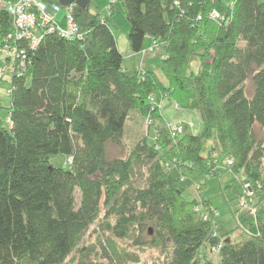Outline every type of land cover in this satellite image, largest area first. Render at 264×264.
Returning <instances> with one entry per match:
<instances>
[{"label":"trees","instance_id":"16d2710c","mask_svg":"<svg viewBox=\"0 0 264 264\" xmlns=\"http://www.w3.org/2000/svg\"><path fill=\"white\" fill-rule=\"evenodd\" d=\"M117 1L132 53L147 48L146 38L163 45L162 79L149 69L127 73L108 17L89 4L74 6L80 38L46 34L26 53V73L1 81L12 91L4 108L12 126L0 119V264H64L102 211L98 225L118 260L128 257L125 241L166 248L167 264H264V0ZM11 29L0 9V40ZM164 97L199 114L198 134L169 137L149 104ZM133 113L152 119L148 134L125 157H108V146L124 148ZM213 137L219 153L211 147L204 156ZM58 155L70 160L66 169L50 162ZM223 166L249 183L257 205L254 236L239 231L236 242L212 237L198 202L183 196L185 185L204 190Z\"/></svg>","mask_w":264,"mask_h":264},{"label":"rangeland","instance_id":"374dc122","mask_svg":"<svg viewBox=\"0 0 264 264\" xmlns=\"http://www.w3.org/2000/svg\"><path fill=\"white\" fill-rule=\"evenodd\" d=\"M112 1L113 0H91L89 8L92 12H100L103 16L108 17L110 30H112L113 37L118 43V51L124 54L122 63H124L127 73L131 74L134 65V59L133 57L127 58L128 54H132L127 40L129 25L127 19L125 18L124 10L123 7H121L120 2L117 1L116 3H112ZM5 8L6 5L0 3V9ZM54 21L64 28L66 24L64 10L59 12L54 17ZM162 49L163 45L159 44L158 46L156 45L154 47L153 52L146 51L144 55L141 53L137 54V56H135L136 68L143 70L145 67H147V69L154 71V73H157L162 79L161 73L159 72L160 63L158 62L159 55L163 53ZM198 67V60L192 59L190 71L197 73ZM29 76V74L26 76L27 82L30 80ZM1 81L2 80L0 79V83ZM6 86L7 84L5 83H1L0 85L1 102L3 106V108H0V119L5 122L7 120V113L4 108L9 105V100L5 95ZM251 90V81L247 79L245 91L250 94L252 92ZM160 106L162 107L160 110V116L163 118L162 124L164 128H166L167 125L170 127L171 125L179 123L181 124V127L186 129L187 133L198 134L200 132L201 117L197 112L188 111L181 107L179 108L170 99H166V97L160 100ZM128 119L129 120L125 124V132L122 138L124 148L122 149L121 147L115 145L108 146L106 151L108 157H125L126 154L131 152L137 143H141L142 138L148 134L149 126L146 125L147 120L144 121V119H141L136 113L131 114ZM183 122L185 125H183ZM151 130L152 131L149 133L148 137L153 139L154 132H156V130ZM255 131L256 135L260 138L261 136L259 128L256 127ZM211 147L217 154L219 153L218 143L214 137L211 140L205 142V147L202 154L205 156L207 149L211 150L213 153ZM50 162L57 168L62 167L66 169V164H69L70 160H68L65 156L58 155L50 156ZM225 168L226 166L218 168L216 171L217 175L210 176L207 179V186L202 191H199L198 189V187L201 188V184H195V186L185 185L183 196H185L186 200L188 201L196 200L197 202H201L203 199H208L211 205L218 211V218L215 219L214 230L219 234H227L229 239L236 242L238 241L237 237L239 231L241 233V227H239L238 222L241 225L246 226L243 221L246 217H249L250 219V216H248V213L246 214V212L242 211L237 214V211L240 210L239 206L237 205V197L241 195V182H244V179L241 176L234 175L229 170L226 171ZM171 174H174L173 170ZM76 198H78L77 193ZM103 215L104 211H102L95 220V224L84 232V236L81 238L78 248L69 256L64 264H167L166 248H133L131 243L125 241L119 242V244L122 245V249L125 250L124 253H126L128 257L125 258L124 256H121L119 261L118 258H116V255L111 254L109 245L106 244L107 234L102 233L98 225V223H100V219L103 218ZM253 223L254 221L251 222L250 226H254ZM236 227L238 228L235 229ZM122 249H120L118 252L122 253Z\"/></svg>","mask_w":264,"mask_h":264},{"label":"built area","instance_id":"2783aa9c","mask_svg":"<svg viewBox=\"0 0 264 264\" xmlns=\"http://www.w3.org/2000/svg\"><path fill=\"white\" fill-rule=\"evenodd\" d=\"M116 2L117 0L112 1V3ZM0 3L6 5V8L2 10L9 14L10 23L12 25V29L8 35L0 40L1 80L5 78L11 80V77L21 78V76L26 73L28 68L27 66L29 65L26 53L36 49L46 34L56 33L60 38H65L68 40H74L81 37L77 22L73 18L75 4L61 7L56 3L49 4L45 0H0ZM63 10L65 12L66 21L64 28L54 21V17ZM210 17L213 19L218 18L220 20L223 18L214 11L210 13ZM155 46L156 43H153V46L144 50L141 52V54L144 55L146 51L152 52V49H154ZM11 92L12 91H10L8 88L6 90V96L9 97ZM149 104L152 109H156L159 111V114H161L160 110L162 107L160 106V101L156 102L154 98H151ZM5 123L9 127L12 126L8 118ZM152 123V119H147L146 125L150 126ZM183 125H185L184 122ZM165 129L171 138L178 136L180 137L186 132V129L181 127V124L179 123L171 125L170 127L167 125ZM156 139L157 134L154 132V137L152 139L153 143L156 142ZM154 150H159V146L157 144L154 145ZM231 163L232 160L228 159L227 164L229 165ZM244 182H241V195L237 197V205L240 208V210L237 211V214H239L241 211L246 212V214L248 213V216H250L251 219L250 222L254 221V226L250 230L246 226L241 225L239 222L238 224L239 227H241V232L249 236H254V232L257 230V221L255 215L257 206L254 200V193L251 190L249 183ZM195 211L199 213L200 217L204 221L210 220L214 228L215 219L218 218V212L213 206L205 208L202 206L201 202H198ZM210 215L213 217L212 219L209 217ZM212 237H217L215 230L212 232ZM222 244L223 239H220L215 247L211 249L212 258H215V256L218 254V250Z\"/></svg>","mask_w":264,"mask_h":264},{"label":"water","instance_id":"95a60500","mask_svg":"<svg viewBox=\"0 0 264 264\" xmlns=\"http://www.w3.org/2000/svg\"><path fill=\"white\" fill-rule=\"evenodd\" d=\"M57 1L61 7L75 4L81 9H86L85 7H87L91 3V0H57Z\"/></svg>","mask_w":264,"mask_h":264},{"label":"crops","instance_id":"0c3cea01","mask_svg":"<svg viewBox=\"0 0 264 264\" xmlns=\"http://www.w3.org/2000/svg\"><path fill=\"white\" fill-rule=\"evenodd\" d=\"M147 40H146V47L148 48V47H150L151 46V44H152V40L151 39H148V38H146ZM117 47H118V43H117ZM123 54V53H122ZM124 55V54H123ZM135 56H137V54H134V53H132V54H128L127 55V58H130V57H133V59H134V65H133V68H132V71L136 68V63H135V59H136V57ZM124 57V56H123ZM124 67H125V65H124ZM145 69H147V67H145ZM184 120V119H183Z\"/></svg>","mask_w":264,"mask_h":264}]
</instances>
